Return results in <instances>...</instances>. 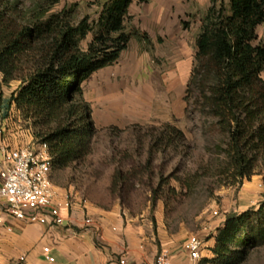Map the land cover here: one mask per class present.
<instances>
[{
	"label": "rangeland",
	"instance_id": "rangeland-1",
	"mask_svg": "<svg viewBox=\"0 0 264 264\" xmlns=\"http://www.w3.org/2000/svg\"><path fill=\"white\" fill-rule=\"evenodd\" d=\"M33 1L20 0L19 5L28 7ZM214 1H137L141 9L130 13L127 31L138 28L148 34L149 41L134 37L121 60L83 83L82 97L92 107L96 127L92 151L51 174L58 191L82 205L86 214L118 210L140 225L155 238L157 257L166 245L181 251L190 235H200L207 247L199 264H219L203 261L214 258L208 241L228 214L254 208L264 200L263 164L253 176L243 181L236 178L226 133L214 116L200 111L197 89L186 93L204 17L214 4L217 9L222 3L229 8L230 0ZM104 2L62 0L53 12L77 4L74 22L88 16L92 23ZM162 9L165 14L169 11V17L146 18ZM161 27L163 38L152 32H162ZM258 33L257 43H263L264 24ZM92 37L81 43L83 50ZM168 52L182 58L183 65L173 61L174 56L169 59ZM169 70H182L186 76L179 97L170 89ZM20 117L22 127L33 133L21 113ZM243 264H264V246L253 249Z\"/></svg>",
	"mask_w": 264,
	"mask_h": 264
},
{
	"label": "trees",
	"instance_id": "trees-1",
	"mask_svg": "<svg viewBox=\"0 0 264 264\" xmlns=\"http://www.w3.org/2000/svg\"><path fill=\"white\" fill-rule=\"evenodd\" d=\"M19 1L0 0V84L20 82L11 103L35 139L48 144L52 169H64L91 153L96 133L83 83L116 63L134 37L149 41L138 28L127 31L130 7L147 0H105L98 20L87 16L78 24L77 4L53 12L62 0H34L28 7ZM203 21L186 93L195 87L202 114L214 116L226 133L234 175L243 181L264 166V42L257 43L264 0H230L229 8L222 3L219 9L214 4ZM261 246L264 200L227 215L214 258L203 262L243 264Z\"/></svg>",
	"mask_w": 264,
	"mask_h": 264
},
{
	"label": "crops",
	"instance_id": "crops-1",
	"mask_svg": "<svg viewBox=\"0 0 264 264\" xmlns=\"http://www.w3.org/2000/svg\"><path fill=\"white\" fill-rule=\"evenodd\" d=\"M136 7L141 9L137 1L130 7V13L136 14L133 12ZM165 13V9L156 10L153 16L146 18L151 17L156 20L164 15L169 17V11ZM149 28L145 29L151 34ZM161 29L162 32H158L159 29L152 32H156L155 35L163 38L164 28L161 27ZM133 40L135 39L133 38L131 42ZM129 48L130 45L122 53V57ZM168 56L170 59L174 55L168 52ZM173 61L183 65L182 58H178L177 55L174 56ZM170 63L173 64L172 61ZM169 77L170 89L176 90L179 97L184 89L186 76L182 70L179 73L169 70ZM2 78L3 76L0 75V82ZM14 82L7 85L0 84V168L5 164L7 149L37 144L34 134L22 127L20 111L11 103L12 95L20 85ZM255 182L259 183V178ZM55 190L59 199L65 201L66 197L56 187ZM62 211L67 218V224L50 226L19 220L0 208V264H121V259H125L126 264H156L155 238L144 233L140 225L125 218L118 210L90 215L86 214L82 205L73 203L70 209L64 208ZM237 211H243V209ZM86 217H93L100 226V230L95 231L87 226ZM212 235L208 241L211 253L216 247L218 232ZM45 247L51 248V255L55 257L54 262L46 260ZM171 247V244L165 247V253L171 264H190V258L184 246L181 251L170 249Z\"/></svg>",
	"mask_w": 264,
	"mask_h": 264
},
{
	"label": "built area",
	"instance_id": "built-area-1",
	"mask_svg": "<svg viewBox=\"0 0 264 264\" xmlns=\"http://www.w3.org/2000/svg\"><path fill=\"white\" fill-rule=\"evenodd\" d=\"M52 156L47 143L10 148L5 151V164L0 168V208L19 220L50 226H65L67 218L63 209H70L72 202L59 199L52 182ZM86 225L95 231L100 226L93 217H86ZM190 264H199L207 247L198 234L189 236L184 245ZM44 256L54 262L51 248H44ZM24 260V258H22ZM121 264H126L121 259ZM156 264H171L167 253L160 254Z\"/></svg>",
	"mask_w": 264,
	"mask_h": 264
}]
</instances>
